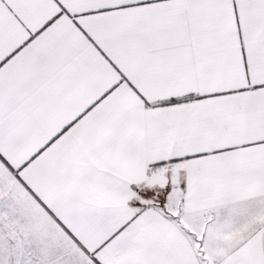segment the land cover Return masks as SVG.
<instances>
[{"label":"snow or ice","instance_id":"obj_1","mask_svg":"<svg viewBox=\"0 0 264 264\" xmlns=\"http://www.w3.org/2000/svg\"><path fill=\"white\" fill-rule=\"evenodd\" d=\"M0 264H264V0H0Z\"/></svg>","mask_w":264,"mask_h":264}]
</instances>
